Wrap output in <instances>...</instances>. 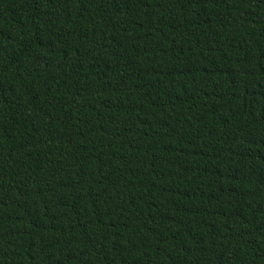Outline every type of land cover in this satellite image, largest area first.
<instances>
[{"label":"trees","instance_id":"16d2710c","mask_svg":"<svg viewBox=\"0 0 264 264\" xmlns=\"http://www.w3.org/2000/svg\"><path fill=\"white\" fill-rule=\"evenodd\" d=\"M0 264H264V0H0Z\"/></svg>","mask_w":264,"mask_h":264}]
</instances>
